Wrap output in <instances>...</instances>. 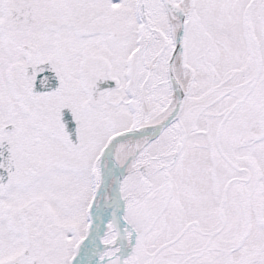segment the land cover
Masks as SVG:
<instances>
[{
	"label": "snow or ice",
	"instance_id": "snow-or-ice-1",
	"mask_svg": "<svg viewBox=\"0 0 264 264\" xmlns=\"http://www.w3.org/2000/svg\"><path fill=\"white\" fill-rule=\"evenodd\" d=\"M0 264H264V0H0Z\"/></svg>",
	"mask_w": 264,
	"mask_h": 264
}]
</instances>
